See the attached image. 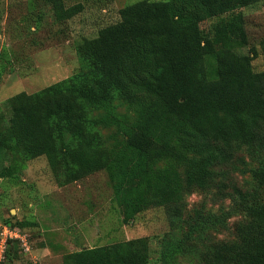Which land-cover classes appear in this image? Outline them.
<instances>
[{
	"label": "trees",
	"instance_id": "obj_1",
	"mask_svg": "<svg viewBox=\"0 0 264 264\" xmlns=\"http://www.w3.org/2000/svg\"><path fill=\"white\" fill-rule=\"evenodd\" d=\"M63 9L62 2L53 0ZM262 0H138L120 20L100 30V42L78 46L85 70L10 98L12 117L0 131V153L24 161L46 156L69 181L105 170L123 222L156 206L171 223L183 218L186 194L206 188L213 167L237 144L264 149V70L236 51L248 43L241 9ZM216 19L208 31L201 24ZM210 61V62H209ZM137 113L121 116L115 99ZM103 110L100 117L92 109ZM100 126L117 129L104 146ZM118 136H122L120 139ZM16 157L0 170L14 177L26 165ZM264 184V165L254 171ZM232 211L195 208L182 237H165L162 260L191 253L195 233L226 227ZM26 225V222H21ZM179 224V223H178ZM237 238L216 242L201 264H264V203L247 206ZM143 238L85 247L65 264H149Z\"/></svg>",
	"mask_w": 264,
	"mask_h": 264
},
{
	"label": "rangeland",
	"instance_id": "obj_2",
	"mask_svg": "<svg viewBox=\"0 0 264 264\" xmlns=\"http://www.w3.org/2000/svg\"><path fill=\"white\" fill-rule=\"evenodd\" d=\"M136 1L59 0L63 9H58L53 0H0V131L9 127L11 97L38 92L85 70L79 44L85 39L99 43L100 30L119 21L120 9ZM241 11L248 43L236 51L252 58L255 71H263L264 0ZM214 21L201 26L208 31ZM114 103L121 116L136 119V111L122 99ZM90 115L100 117L103 110L92 109ZM99 129L104 146L112 147L116 127ZM18 148L16 156L0 153V170L16 157L26 165L17 176L0 177V264H65L73 251L137 238L149 244V264H164V238L182 237L188 223L181 220H190L195 208L231 210L226 227L195 233L191 253L171 259V264H201L211 244L236 240V227L246 218L247 206L264 203V184L254 175L264 165V149L256 145H234L227 159L214 165L208 186L187 192L183 218L175 224L163 206L124 223L105 170L69 181L64 169L52 167L46 156L24 161Z\"/></svg>",
	"mask_w": 264,
	"mask_h": 264
}]
</instances>
